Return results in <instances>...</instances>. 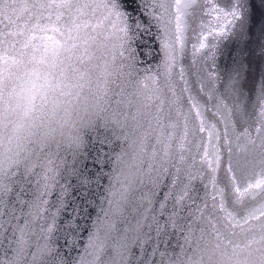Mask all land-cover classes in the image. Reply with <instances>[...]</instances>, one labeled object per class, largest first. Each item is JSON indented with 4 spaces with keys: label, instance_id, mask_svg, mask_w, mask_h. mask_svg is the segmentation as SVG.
Wrapping results in <instances>:
<instances>
[{
    "label": "water",
    "instance_id": "95a60500",
    "mask_svg": "<svg viewBox=\"0 0 264 264\" xmlns=\"http://www.w3.org/2000/svg\"><path fill=\"white\" fill-rule=\"evenodd\" d=\"M159 264H264V0H201Z\"/></svg>",
    "mask_w": 264,
    "mask_h": 264
}]
</instances>
